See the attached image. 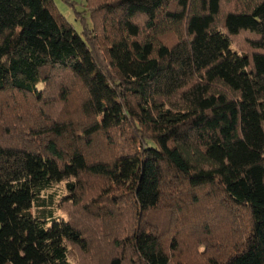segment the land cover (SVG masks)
Returning <instances> with one entry per match:
<instances>
[{
	"label": "trees",
	"instance_id": "trees-1",
	"mask_svg": "<svg viewBox=\"0 0 264 264\" xmlns=\"http://www.w3.org/2000/svg\"><path fill=\"white\" fill-rule=\"evenodd\" d=\"M84 8L77 31L54 0H0V264H74L94 227L106 264H189L177 248L204 257L208 243L189 227L187 242L179 221L170 234L169 207L209 210L216 188L208 229L238 215L246 227L198 264H264V0ZM69 178L67 203L98 223L57 218L41 197ZM122 201L125 228H109Z\"/></svg>",
	"mask_w": 264,
	"mask_h": 264
},
{
	"label": "rangeland",
	"instance_id": "rangeland-1",
	"mask_svg": "<svg viewBox=\"0 0 264 264\" xmlns=\"http://www.w3.org/2000/svg\"><path fill=\"white\" fill-rule=\"evenodd\" d=\"M58 10L63 14V16L68 20V22L77 30L80 31L81 30V24H82V20L81 17H87L88 16V12L86 11V8H84V0H54ZM228 9V8H227ZM90 22L91 19L87 18ZM91 24V23H90ZM245 41V40H244ZM232 47L234 48L235 51L240 52L241 46L237 45L236 43H234L232 45ZM246 48V46L244 47ZM247 49V48H246ZM43 88V84L39 85ZM56 109V108H55ZM50 112H54L52 111V108L49 109ZM57 110V109H56ZM53 114V113H52ZM4 134V132H2ZM15 142V140H11L9 143L10 145H12ZM73 180L71 178L69 179H65L59 183H55L52 184L51 187H49L47 190L43 191L41 193V197L44 198L46 200V202L49 205V208L52 209V212L54 214L55 217L57 218H63L65 220H71L74 221L75 223H77L78 220H81V228L84 229L83 227H86L87 224H96L98 223V220H96V218L94 217V214H87L85 212V209L83 208H79L77 206L71 205L67 203V200L70 196V191L67 188V184L72 182ZM103 182L96 180V179H90L87 182V186H96L97 188L99 187V185H102ZM219 188H216V191H213L212 193L215 194V199L214 203L219 204V201L221 200V195L219 193ZM184 194H188L187 191H182ZM186 192V193H185ZM201 193V192H200ZM171 193L170 191H168L167 193L165 192L164 195H166V199L165 202L160 205V206H165L167 203H169L170 201H172V195L169 196ZM206 196V195H205ZM97 199L99 200L100 197L97 196ZM120 200V199H119ZM212 200V199H210ZM125 201L127 202V198L125 199ZM122 201L119 205L121 206L120 214L118 215V221L116 220V223L114 225H112L114 223V220H110L108 219V226L109 228H111L112 226H118L120 229L125 228V224L127 223V214H125V205L126 202ZM128 204L130 203L129 201L127 202ZM209 204V202L201 200V202L194 204L192 202H190L188 204V206H182V207H176V205H170L169 210L170 213L173 214L172 215V219L174 220V223L171 224V231L170 234H172V231H174V225H176L177 221H179V224L182 226V230L183 232L187 231V228L189 227L192 231H188L190 232V236L193 238L195 237V240H204L207 241L208 243V247H203V246H198V249H204L205 250V256L204 257H200L199 254H197V251L194 249V252H185L183 253L185 250H183V246L180 245V248H177V254H181L178 256V260L180 258V262H184V263H189V264H198L200 261L205 260L207 257L211 256L216 257L218 259H223L222 258V253L228 251L229 249V245H230V241H232L231 239H233L234 241H236V238L238 237L239 233L241 231L245 230V224L243 222V219H241L238 215V217H234L233 219L236 220L235 224H231L229 229H227L224 232H221V234L218 236L216 232L211 231L208 229V226H212V222L210 223V225H208L206 223L205 217L208 215V213H213L212 211V204L211 208L209 210H206V207H204L206 204ZM94 204V203H93ZM99 204V203H98ZM193 207H195L194 210L197 211V213L199 215H193L192 211H193ZM99 208V207H98ZM90 209V208H89ZM94 208L90 209V210H94ZM182 209V211H181ZM97 210V209H96ZM101 210V209H99ZM98 210V211H99ZM159 210H162V213H160V211H158L157 216L160 217V222L164 223L167 222V220L163 216V214H165L166 212H164V208L161 207ZM201 211L203 212V214L201 213ZM32 212L35 213V208L32 209ZM168 213V210H167ZM181 213V214H180ZM97 214V213H96ZM95 214V215H96ZM154 214V213H153ZM153 214L150 215L151 219ZM179 214V215H178ZM215 215L217 218L222 219V217L219 215L218 213V209L215 210ZM120 218V219H119ZM83 220V221H82ZM85 223V224H84ZM215 225H219L218 222H215ZM229 226L228 223H226V227ZM95 229H93L92 231H87V247L89 249V253L85 254V253H81L76 249H71L69 252V258L70 260L74 263V264H106L104 262V257L100 254L101 252H97L96 248H98L96 246V242L94 241V239H90L89 236L92 235V233L97 229L96 227H94ZM200 228V229H199ZM199 229V230H198ZM163 230V229H162ZM161 230V231H162ZM204 230V231H203ZM229 230L234 231V233L229 232ZM86 232V231H85ZM96 233V232H95ZM176 233V232H175ZM209 237H208V236ZM183 238L187 239L188 235L187 232L184 234ZM190 238L187 239V242H189ZM239 240V239H238ZM111 243V242H110ZM112 248V249H111ZM196 248V249H197ZM209 248V249H207ZM116 248L113 247V243H111V247H109V244L106 246V248L103 250V255L107 254H113L116 253L117 251H114ZM113 251V253H112ZM120 251H118L119 253ZM101 256V257H100Z\"/></svg>",
	"mask_w": 264,
	"mask_h": 264
}]
</instances>
